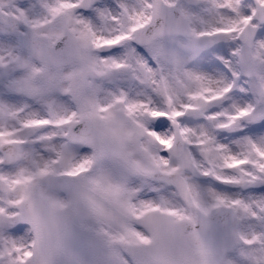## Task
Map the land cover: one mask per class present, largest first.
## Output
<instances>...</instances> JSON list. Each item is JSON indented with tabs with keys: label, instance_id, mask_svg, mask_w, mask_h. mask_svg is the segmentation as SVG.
Segmentation results:
<instances>
[{
	"label": "snow or ice",
	"instance_id": "snow-or-ice-1",
	"mask_svg": "<svg viewBox=\"0 0 264 264\" xmlns=\"http://www.w3.org/2000/svg\"><path fill=\"white\" fill-rule=\"evenodd\" d=\"M0 264H264V0H0Z\"/></svg>",
	"mask_w": 264,
	"mask_h": 264
}]
</instances>
